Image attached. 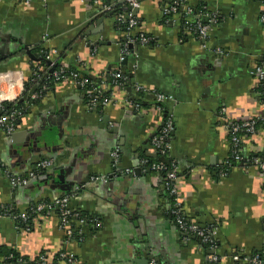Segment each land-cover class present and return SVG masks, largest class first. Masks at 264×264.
<instances>
[{"label": "crops", "instance_id": "obj_1", "mask_svg": "<svg viewBox=\"0 0 264 264\" xmlns=\"http://www.w3.org/2000/svg\"><path fill=\"white\" fill-rule=\"evenodd\" d=\"M172 1L138 0L133 32L151 42L131 49L126 64L136 65L132 84L170 97L164 106L173 119L166 160L178 168V201L191 221L216 229L217 264H237L231 253L264 254L263 176L253 163L228 166L229 126L264 114L254 73L264 67V0H185L196 13L216 14L206 41L186 31L180 15L163 17L162 6ZM120 2L0 0L1 91L14 84L13 96L22 104L28 100L22 96L26 91H38L35 82L25 90L31 79L27 52L42 48L55 50L56 62L59 58L62 66L77 67L114 100L88 108L85 89L71 82L54 84L43 88L44 94L32 100L36 103L17 122L15 133L23 136L10 140L0 131V208L22 215L41 200L69 195L72 211L100 220L99 229L84 225L83 239L64 247L55 213L30 216L24 227L0 214L1 253L30 262L42 256L40 264H63L54 257L64 248L79 264L208 261L211 252L178 232L168 217L161 176L141 163L152 157L150 140L165 114L149 98L140 102L135 97L143 106L139 112L131 110L124 100L134 99L133 93L111 79L123 36L115 14L128 13ZM218 48L227 55H216ZM243 137L244 160L264 154V131ZM44 160H52L53 166L38 171L29 185L9 186L5 169L23 176ZM217 170L224 175H216ZM96 177L104 180L93 181ZM0 264L6 263L0 259Z\"/></svg>", "mask_w": 264, "mask_h": 264}, {"label": "built area", "instance_id": "obj_2", "mask_svg": "<svg viewBox=\"0 0 264 264\" xmlns=\"http://www.w3.org/2000/svg\"><path fill=\"white\" fill-rule=\"evenodd\" d=\"M25 3H30L34 0H23ZM45 0H42L44 2ZM127 7L130 9H138L139 2L138 0H121ZM106 10H110V8H106ZM161 12L164 18H168L171 16H181V22L184 29L191 34L195 35L199 40L206 41L208 40V32L217 22L216 14H201L196 13L187 6L185 0H173L171 3L162 6ZM260 22L264 26V10L260 16ZM116 23L125 24V31L123 32L124 43L121 45L120 55L118 57V68L117 70L111 74V79L115 86L119 89L124 90L128 87V81L130 75L134 73V69L136 65L134 63L130 64V75L129 77L125 76L124 72L121 71L120 67L123 66V62L130 60V50L129 46H144L151 42V38L145 36L144 34L137 33L132 35V32L136 29L138 25V21L134 15H132L131 11H128L127 15L120 14L116 17ZM44 50V49H43ZM45 59L48 61V68L46 69L45 76L46 79L53 81V83L60 84L65 82L75 83L79 87L85 89L84 93L88 99V108H97L101 106H106L107 103L114 101L113 98L100 97L101 91L95 87H91L90 84L85 77L81 76L78 72L71 70V68L62 66L58 63L56 66V51L53 49H45ZM216 55L222 57L226 56L227 53L224 49H215L213 51ZM54 67V68H53ZM35 69V67H33ZM31 69L32 74L31 82H36L39 79V76L34 73V69ZM50 68L54 70L50 72ZM39 70V69H38ZM48 70V72H47ZM44 71V70H43ZM42 71V72H43ZM44 73V72H43ZM255 76L260 82L261 91L259 93L260 100L264 105V67H256L254 69ZM127 84V87L124 86ZM14 84L8 85V89L4 91L0 90V131L5 133L6 135H10L15 133L18 129L17 122L24 116L22 110H5V103H16V99L14 95ZM130 91L133 93L134 99L124 100V104L129 107L131 110L135 112H139L141 106L136 98H141V102L143 98H149L155 103V108L158 112L162 113L165 111L164 121L162 123L161 129L151 138L150 140V150L152 151V155L154 159L157 161L147 163V160L144 159L141 163L143 167H148L149 171L154 172L156 174L164 173L163 180V190L164 192L173 197V202H171L168 206V215L171 219L172 224L175 226L178 232L183 235L193 237L201 245H205L207 249L211 252L208 257L207 263L217 264L218 257L216 255L217 249V241H216V229L213 226H200L197 223L191 221L188 216L185 214L183 207L177 198V191L175 187V183L178 179V168L175 162H168L167 164L160 162L159 158L167 159L168 152L170 149V139L173 132V119L171 114L165 109V105L171 100L169 96L158 93L148 87H145L141 84L134 83L130 85ZM43 91V90H41ZM42 92H28L26 91L24 98L28 99L23 102V105H28L29 101L38 99L42 96ZM115 97V96H114ZM21 98V97H20ZM19 98V99H20ZM18 99V100H19ZM115 99V98H114ZM260 120H263L261 118ZM255 120H246L238 123H233L229 126V134H230V143H231V158L237 164L244 160V157L240 154V145L241 138L247 135H253L255 130ZM112 157H115V153H112ZM252 163L256 165L263 176L264 181V160H259L257 158L252 159ZM53 166L52 160H44L37 163L34 169L26 175L17 176L8 169L3 171L4 176L8 180L9 186L12 189L18 187H25L29 185L34 178L36 177V173L40 170H48ZM232 167V166H231ZM229 166V168H231ZM228 168V169H229ZM226 173V172H225ZM220 175H224V172L220 171ZM93 181H103L104 178L96 177L92 179ZM263 191H264V183H263ZM70 196L64 195L58 198H54L49 202H37L30 208V213H24L22 215H13L5 213L15 219H20L22 221H27L30 216H38L44 213H55L58 218V223L60 230L63 234L64 247L67 246L74 239L82 240V227L86 225V222L92 223L93 227H100V223L88 219H82L79 217L77 213L72 211L69 208ZM78 237V238H77ZM232 260L237 264H264V254L262 253H254L253 255H241L238 253H232ZM57 259L61 261L63 264H79L77 258L70 251L62 250L59 252ZM44 258L39 256L33 264L43 263ZM150 264H156L155 262H150Z\"/></svg>", "mask_w": 264, "mask_h": 264}, {"label": "trees", "instance_id": "obj_3", "mask_svg": "<svg viewBox=\"0 0 264 264\" xmlns=\"http://www.w3.org/2000/svg\"><path fill=\"white\" fill-rule=\"evenodd\" d=\"M115 14V13H114ZM120 14H122L120 11H117V13L115 14L116 15V17L118 16V15H120ZM116 28L121 32V34H123V32L125 31V24H118V23H116ZM132 35H135L134 34V32H132ZM123 40V41H122ZM121 45L124 43V38L122 37V39H121ZM45 52H44V50L42 49V48H34L32 51H31V53L28 55V59L30 60L29 62H30V66H31V69L33 68V67H35V69H34V73H36L38 76H39V79H37V81L35 82V84H37V89L36 90H38V91H40V92H42V94H44V91H41V90H43V88H45L46 90L48 89V88H51L53 85H54V83H53V81H51V80H49V79H46V77L44 78V76H45V72H46V69L48 68V61H46V59H45ZM58 61H59V58H58V60H57V62H56V66H58ZM54 68V67H53ZM53 68H50V72L51 71H53L54 69ZM39 69V70H38ZM120 69H121V71L122 72H124V74H125V76H127V77H129V75H130V64H124L123 66H121L120 67ZM44 70V71H43ZM71 70H73V71H76V72H78V73H81L82 74V72H79L78 71V69H77V67H71ZM31 71V70H30ZM44 73H43V72ZM47 72H48V70H47ZM31 74H32V71H31ZM82 76H84L85 77V79L88 81V82H90V84H92V88L93 87H95V88H97V89H99V85L97 84L98 82L97 81H92V80H90L89 79V77L87 76V75H85L84 73H83V75ZM32 79V78H31ZM30 79V80H31ZM30 80L28 81V82H26L25 83V90L27 89H30L31 88V86L33 85V83L32 82H30ZM112 81V80H111ZM125 88L127 87V84L124 86ZM35 90V91H36ZM37 91V92H38ZM260 91H261V89H260ZM100 97H109V94L108 93H105V92H103V91H101V94H100ZM85 101H86V103H87V101H88V99L86 98L85 99ZM139 102V101H138ZM141 102V101H140ZM36 103V101H29L28 102V105L29 106H27L26 107V105H23L22 103H13V104H10V103H5L4 104V107H5V110H16V111H18V110H22V113L25 115V114H27L28 113V111L30 110V106H33L34 104ZM141 104V106H143V104L142 103H140ZM100 107H98L97 109H99ZM162 114H165V111H163L162 112ZM263 120H257L256 121V123H255V130H256V132L258 131V130H262V131H264V114H263ZM256 132L253 134V135H255L256 134ZM253 135H251V136H253ZM229 136H230V134H229ZM253 158H257V159H259V160H264V154H260V155H250V157L248 158L249 160H247V159H245V160H243V162H246L247 164H251L252 163V159ZM145 159L147 160V163L149 164V163H151V162H154V161H157V160H155L154 158H152V157H145ZM168 162H172V161H168ZM236 165V163L233 161V159L232 158H229L228 159V166H235ZM145 169H147L148 167H144ZM228 167L226 166V169H227ZM218 171V170H217ZM216 171V175L217 174H219L220 173V171H218L217 172ZM164 173L165 172H161V174H160V176H161V178L164 180ZM168 194V193H167ZM166 193H165V200L167 201V205L169 206V204L171 203V202H173V197H171V196H169V195H167ZM39 202H47V201H43V200H41V201H39ZM33 206V205H32ZM31 208V207H30ZM30 208L28 209V211L26 212V213H29V214H31L30 213ZM7 212H9V214H12V213H10L11 211H9L8 210V208L7 207H2V208H0V214H7ZM45 214V213H44ZM43 214V215H44ZM18 215V214H17ZM79 215V217L80 218H82V219H88V220H92V221H96V222H99L100 223V220L98 219V218H96V217H87V216H85V214H81V213H79L78 214ZM168 217H169V215H168ZM170 218V217H169ZM171 220V219H170ZM15 222L16 223H18V225L20 226V227H24L25 225H23L22 224V222H27V221H22V220H20V219H15ZM27 224H28V222H27ZM86 224L87 225H92V223H90V222H86ZM96 229H99V227H94V229L93 230H96ZM201 245V244H200ZM206 250H207V247L205 246V245H202ZM258 253H261V252H258ZM232 254V253H231ZM254 253H252L251 255H253ZM57 256L58 255H56L54 258H55V260L57 259ZM0 259L3 261V262H5L6 264H18V262L20 263H25V264H33V262L36 260H33V261H25L24 259L22 260L21 258V260H18L19 259V257L17 256V255H15V254H13V253H11V252H7V253H1L0 252ZM206 264H212V263H206Z\"/></svg>", "mask_w": 264, "mask_h": 264}, {"label": "water", "instance_id": "obj_4", "mask_svg": "<svg viewBox=\"0 0 264 264\" xmlns=\"http://www.w3.org/2000/svg\"><path fill=\"white\" fill-rule=\"evenodd\" d=\"M120 5H122L123 7H124V9L125 10H127V11H131V13H132V15H135V13H136V10L135 9H130V7H127L125 4H124V2L123 1H121L120 2ZM98 22H100V20L98 21ZM136 47L137 46H129V49H133V50H136ZM27 52V51H26ZM27 54L29 55L30 53L29 52H27ZM123 64H126V61H124L123 62ZM131 82H132V75H130V77H129V81H128V87H127V89H126V91L129 93V95H130V85H131ZM19 133H12V134H10V135H7V137H8V139H10V140H15V138L16 137H21V136H23L24 135V133H20L21 135H18ZM152 158H154V156L152 155ZM160 162H163V163H165V164H167L168 163V161L166 160V159H164V158H159L158 159ZM136 173H138V171H135ZM193 238V237H192ZM194 239V238H193ZM151 261V260H150Z\"/></svg>", "mask_w": 264, "mask_h": 264}]
</instances>
